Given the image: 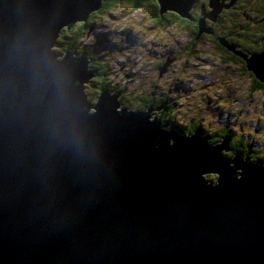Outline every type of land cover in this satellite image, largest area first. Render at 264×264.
<instances>
[{"label":"water","instance_id":"water-1","mask_svg":"<svg viewBox=\"0 0 264 264\" xmlns=\"http://www.w3.org/2000/svg\"><path fill=\"white\" fill-rule=\"evenodd\" d=\"M156 1L158 14L181 17L192 2ZM205 1L210 23L234 4ZM101 3L0 0V264H264L255 144L226 158L227 132L210 144L197 126L182 134L120 107L117 93L87 100L86 55L53 50ZM262 42L263 53H246L255 81Z\"/></svg>","mask_w":264,"mask_h":264},{"label":"rangeland","instance_id":"rangeland-1","mask_svg":"<svg viewBox=\"0 0 264 264\" xmlns=\"http://www.w3.org/2000/svg\"><path fill=\"white\" fill-rule=\"evenodd\" d=\"M186 13H188V10ZM102 15V19L92 20V26L87 30L81 42V46L86 45L91 52L90 55L93 54L96 57L95 60H92V62H97L94 65L97 66L99 63L104 62L109 69L108 76H110V79L120 81L117 85L124 82L129 89H140L139 86H141L147 89L150 94L153 91L155 96L162 95V92L168 93L170 96L171 94H178V90L174 89L172 92L170 84H155L151 88L149 86L151 79H158L157 83H159V76H154L153 65L160 62L150 49L154 47L157 52H161L162 45L165 42L160 38L152 39L149 30L147 32L138 31L139 26L136 23L142 24L143 27H148L147 24L151 25L150 19L145 16L143 10L136 9L132 11L128 8L119 7L108 14ZM200 16L198 19H200L202 26V22H206V20L200 18ZM179 38L182 39L183 35L180 34ZM62 54L60 53L58 57L62 58ZM219 55L214 46H209L208 55L200 57L204 61H199L197 58H193L191 61L183 58L174 60L170 63V66H172L170 74L174 75L176 71L183 73V65L187 76V73L191 75L193 68L199 67L207 70L203 71L202 74L192 75V78L188 76L192 81L191 90H194L200 83H203L205 74L211 72L213 75L212 83L202 87L201 97L196 104L197 108L210 118V127L227 126L228 132L236 133L242 136L245 142L248 140L255 144L251 150L252 155L264 157V89L260 87L252 88L253 81L251 77L236 70L227 73L224 77L222 69L212 67V65H222ZM179 66H182L181 70ZM231 67L236 68V65ZM130 75H133V77H129ZM123 77H126V80ZM145 79L147 83L142 85L141 82H144ZM96 80L97 78L93 79V81ZM89 83L92 85L93 82L90 81ZM186 89H188V86L185 87ZM102 90L109 91L106 87ZM181 92L183 97L191 95L189 92ZM89 93L87 91V100H90ZM112 93L116 92L113 91ZM209 93L211 94L209 95ZM219 95H222L221 104L218 103L217 99ZM133 99V103L130 102L131 100H126L128 107L132 109L135 107L140 108L137 102L141 103V101ZM159 100L162 99L159 98ZM122 101L124 100L121 98ZM180 101L185 100L182 98ZM207 102H211L216 110L214 109L208 113ZM122 105L126 106L124 102H122ZM206 179L214 184L217 175L207 174Z\"/></svg>","mask_w":264,"mask_h":264},{"label":"trees","instance_id":"trees-1","mask_svg":"<svg viewBox=\"0 0 264 264\" xmlns=\"http://www.w3.org/2000/svg\"><path fill=\"white\" fill-rule=\"evenodd\" d=\"M256 4L257 6L259 5H263L264 4V0H238V2L236 3V6H242V12L239 11V13L237 14V17H231L229 16L228 13L232 12L235 13L236 9L235 7H229V8H224L220 13H219V21H217L214 25L208 21H206V24L208 25H213L212 26V30H214V32H201L196 30L198 21H199V16L202 14L201 8L203 6V8H206L208 10L207 4L205 0H195L194 5L189 9V14L185 15V17H181L169 12H161L158 14V10H157V1L156 0H103L101 7L98 10L93 11L90 15L89 18L83 22H79L77 24H74L73 26H71L69 29L64 28L62 30V32L60 33L59 39L58 41L61 40H65L63 44H60L62 46V50L61 47L59 45V48L57 46L53 47V50H55L57 52V54L63 53L62 51L64 50V48L67 49H71V50H75V51H79L81 54H85L84 51H87V46H81V42L83 37L85 36L87 30L89 28H91L92 26V20H98V19H102L103 15L102 14H108L110 11H114L116 9H118L119 7L121 8H128V10H136V9H141L143 10V12L145 13V16L148 17L151 21V25H148V27H143L142 24L136 23L139 27L137 28L138 31L140 32H147V30H149L150 28V32H152L151 37L153 38H162L164 34H166L167 32H173L176 33L177 35L180 36L181 31L184 32L185 34H187L188 37H183V40H181L179 37L176 39H170L169 41H165V45H169L168 43H173L174 41H180V42H184L186 47L188 49H185L183 51H181L178 55L182 54L183 52L185 53H189V55H192V53L190 52L191 49H197V52H199V54H201L202 56H207L209 52H206L205 50H203V48L200 46H198L199 41L197 40V38H203L205 40H209L211 41L215 47L216 50L219 52H222L223 54H225L226 56H224V60L222 61L223 63H231L232 65H236V71L249 75L253 81L251 87L252 88H257L260 87L261 89H264V81H255V74L253 72H247L246 71V57L245 56H240L239 54L235 53L234 51H230L228 53V57H227V39L230 41H233L236 43V52L237 50L239 51H243V52H256V51H261L259 53H262L263 50V42L259 41V34L261 36V34L264 36V19L262 24L260 25V29H262L263 31L259 32V34L257 32L251 31L249 33V31L246 30V27H251L252 24L255 25L254 23H252V19L255 18V16H258L257 13H255L250 5ZM242 25V27L245 28H241L240 30H235L233 33L229 34L231 32V30L233 29L231 27V25ZM216 25V27H215ZM238 31H241V35L243 36H239L238 34H240ZM228 34V35H227ZM255 37H258L257 41L255 40ZM163 46V45H162ZM234 46V45H233ZM58 48V50H57ZM164 49V47H163ZM61 50V51H60ZM244 54V53H243ZM177 55V56H178ZM215 55V54H213ZM182 55L178 56V60H181ZM194 58V57H193ZM189 59L190 61L193 59ZM184 60H187V57H183ZM95 60V59H94ZM187 62V61H186ZM214 67V66H212ZM94 71H98L101 75H99L98 80L101 81H105L107 82V87L109 91H115V92H120V96L121 98L124 100V104L126 105L125 107H128V103H126V100H131L130 102L133 103L132 101H134L133 98L140 100L142 102V100L147 99V101L150 103L155 97L153 95H151L150 93H148L147 89L143 88V87H139L140 89H129L125 83L123 82L121 85H117V83H119L120 81H114L112 79H110L109 75V71L108 68L102 64L101 66H97L94 67ZM180 70L182 69V66H179ZM183 73L176 71V73L174 74L176 78H178V80L180 79H185L186 77H191L192 75H196V74H202L203 71H207L205 69H200L198 68H193V71L191 73V75L188 74V76L185 74L184 71V65H183V69H182ZM235 71V70H234ZM157 74V73H156ZM105 75L107 76V78L105 77ZM226 76V74L224 73V77ZM174 77V78H175ZM124 80H126V77H123ZM171 80L170 77L167 81ZM163 81V80H162ZM162 81L160 83V85L162 84ZM92 82H95L92 80ZM158 85L159 83H153V85ZM150 86V85H149ZM150 86V88L152 87ZM85 90L91 92V93H95L97 94L98 91H101V89L99 87H93L92 85H90L89 83L85 84ZM86 91V92H87ZM120 98V99H121ZM91 101H95L96 98L91 97L90 98ZM222 103V101H221ZM137 104H139L138 106H140V108L138 109H143L145 108L144 104H140L139 102H137ZM136 108V107H135ZM132 109V108H130ZM182 110L186 111V108L183 107ZM137 111V110H136ZM173 113L178 114V111L173 110ZM190 114V117L192 119H187L186 120V125L189 128V130L187 131V133H190V131L192 132L194 129V126L198 127V132H202L205 129V125L203 123V121L201 120L200 122L197 121L198 119V111L194 110L193 108H191L190 112H187ZM174 114V115H175ZM181 128V127H180ZM201 130V131H199ZM215 132H217V129H214ZM225 132V131H224ZM228 132V130H227ZM185 133V132H183ZM186 134V133H185ZM215 135V134H213ZM211 138V137H210ZM227 139L229 140L227 148L228 149H223V157H229L231 156L232 150L233 151H241L245 145V141L244 138L236 133H227ZM211 141V144H214L216 142L213 143V141H215V139L213 138L208 139ZM250 157V158H249ZM252 158V159H251ZM248 159L254 162H259V163H264V157H256V155H252V151L250 152V154L248 155ZM214 175V174H213ZM216 176V175H214Z\"/></svg>","mask_w":264,"mask_h":264},{"label":"flooded vegetation","instance_id":"flooded-vegetation-1","mask_svg":"<svg viewBox=\"0 0 264 264\" xmlns=\"http://www.w3.org/2000/svg\"><path fill=\"white\" fill-rule=\"evenodd\" d=\"M103 1V0H102ZM238 2V0H234V4L233 5H230L226 8H231V7H235L236 9V12L235 13H228L229 16L231 17H237L239 11L242 12V6L240 5L239 7L236 6V3ZM195 3V0H192L191 4L190 5H194ZM102 4V3H101ZM191 6V7H192ZM251 9L258 14V16H255V18L252 19V23H254L255 25L252 24L251 27H246V30L249 31V33L251 31H254V32H257L259 34V32L263 31L262 29H260V25L262 24L263 22V19H264V4L263 5H259L257 6L256 4L254 5L251 4L250 5ZM224 9V8H223ZM219 10V11H216L214 12V15H213V19H212V24L214 25L217 21H219V13L223 10ZM201 11H202V14H209V10H207L206 8H201ZM189 14V9H188V13H186V15ZM89 18V17H88ZM87 18V19H88ZM213 25H208L206 24V22H202V30L204 32H214V30H212V26ZM216 27V25H215ZM231 27L233 28L231 30V33H233L235 30H240L241 28H245V27H242V25H231ZM149 31H150V28H149ZM239 33L241 31H238ZM152 34V32H150V35ZM183 35V37H188L187 34H185L184 32L181 31V33ZM228 35V34H227ZM239 36L241 35L238 34ZM243 36V35H241ZM179 35L177 34H174L173 32H167L166 34L163 35V37L161 38L164 42L165 41H169L170 39H176L178 38ZM264 36L261 34H259V41L262 42V38ZM152 39H157V38H153ZM183 40V38L181 39ZM197 40L199 41L198 43V46L202 47L203 50H205L206 52H209V46H214L215 45L209 41V40H205V39H201V38H197ZM258 40V37H255V40L254 41H257ZM207 43V44H206ZM169 45H165L163 44V47L164 49L161 50V52H157L156 49L153 47L150 51L157 57L158 63L154 64L153 65V71H154V76H159V84L161 83L162 81V84L163 85H167V84H170L171 85V89H172V92L173 90H178V94H171V96L168 94V93H164L162 92V95L160 96H155L154 95V92L151 91V95H153L155 98L149 103L147 101V99L145 100H142V102L140 104H144L145 105V108L143 109H137V108H134L135 111L136 110H149V113L150 115H154V116H157V120L159 119V121H164V120H169L171 119V125H179V131L180 132H185L187 133V131L189 130V128L187 127L186 125V120L187 119H192L190 117V114L187 113V112H190L191 108H193L194 110L198 111V119L197 121H203L204 125H205V129L202 131V132H197V135L198 136H205V140H207L209 143H211L210 140L208 139H215L214 142L218 141V136L227 132V126H223V127H210L211 126V122H210V118L203 112H201L198 108H197V101L198 99L201 97V89L204 85H207V84H211L212 83V78H213V75L211 72H207L204 76V80H203V83L195 88L194 90H191V79L189 77H186L185 79H180L178 80V78L175 77V75H171L170 74V71L172 69V66H170V63H172L174 60H178V56L182 55L181 58L183 57H187V60L191 59V58H197L198 60L200 61H204V59L200 58L202 55L199 54V52H197V49H191L190 52L192 53V55H189V53H185L183 52L182 54L178 55L181 51L185 50V49H188L185 45L184 42H180L179 40L178 41H174L172 44L171 43H168ZM234 45V46H233ZM62 49V46L59 45ZM59 46H57L59 48ZM236 43L233 42V41H230L227 39V57H228V53L230 51H234L235 53L239 54L240 56H245L246 57V52H243V51H239L237 50L236 52ZM87 48V51H84L85 54H89L90 50ZM216 48V47H215ZM60 49V48H59ZM263 51V50H262ZM220 55L218 56L219 59H220V62L221 66H217V65H212L214 66L213 68H220L224 71V73L227 75V73L231 72V71H234L236 70L235 68H232V64L231 63H223L222 61L224 60V56H226L225 54H223L222 52H219L217 51ZM261 51H256V52H248V53H259ZM244 53V54H243ZM178 55V56H177ZM215 56V55H214ZM94 59V56L93 55H90L89 54V60H90V64H89V67L94 70V62H92V60ZM208 61V60H207ZM166 62V63H165ZM229 65V67H228ZM228 67V68H227ZM157 73V74H156ZM96 76L93 77L91 79V81L94 79V78H97V80L95 82L92 83V86L93 87H99L101 90L105 87H107V82L101 80L99 81L98 80V76L101 75L98 71L95 72ZM105 77L107 78V76L105 75ZM129 77H133V75H130ZM169 81H167L168 79ZM175 77V78H174ZM158 80V79H157ZM156 79H151L149 81V85L152 86L153 83H156L157 81ZM90 81V80H89ZM142 85H144L146 82V79L144 82H141ZM144 83V84H143ZM90 84V83H89ZM91 85V84H90ZM154 86V85H153ZM188 86V89L185 90V87ZM140 87V86H139ZM189 92L191 95H187V96H184L182 95V92ZM113 92V90H112ZM118 97H117V100H118V103H119V106L120 107H125L124 105H122V102H121V99H120V92H116ZM90 94V98L91 97H94L96 98L97 97V94L95 93H89ZM211 93H209L210 95ZM159 98H161L162 100L160 101ZM184 98L185 101H180V99ZM209 98H211L209 96ZM218 99V103L221 104V99H222V95H219L217 97ZM151 107V108H150ZM185 107L186 108V111L182 110V108ZM127 108V107H126ZM129 110H132L134 111V109H130L128 108ZM216 110V108L213 107V105L211 104V102H207V110H208V113L212 110ZM173 110H176L178 111V114H175L173 113ZM175 114V115H174ZM181 127V128H180ZM161 129H164V126H161ZM214 129H217V132L214 131ZM201 131V130H199ZM225 131V132H224ZM191 132V131H190ZM215 134V135H213ZM211 137V138H210ZM224 139H227V133L224 137Z\"/></svg>","mask_w":264,"mask_h":264},{"label":"clouds","instance_id":"clouds-1","mask_svg":"<svg viewBox=\"0 0 264 264\" xmlns=\"http://www.w3.org/2000/svg\"><path fill=\"white\" fill-rule=\"evenodd\" d=\"M89 49V48H88ZM151 50V49H150ZM91 52H89V54H90ZM89 54H85L86 55V59H87V62H88V67H89V64H90V60H89ZM93 55V54H92ZM94 56V55H93ZM94 59H96V57H94ZM187 61H189V60H187ZM200 61V60H199ZM95 63H97V62H94L93 64H95ZM102 64H104V62H102V63H99L97 66H101ZM105 65V64H104ZM96 65H94V67H97ZM106 66V65H105ZM107 67V66H106ZM108 68V67H107ZM90 71H92V73H93V75H92V77L91 78H89L88 79V81H87V83H89L90 81H91V79L93 78V77H95L96 76V74H95V71L94 70H92L91 68L89 69ZM108 71H109V69H108ZM91 73V74H92ZM87 80V79H86ZM90 80V81H89ZM126 108V107H125ZM128 109V108H127ZM137 111H140V110H137ZM150 115V114H149ZM159 120V119H158ZM157 120V121H158ZM161 127V126H160ZM164 130V129H163ZM178 132H180L179 130H178ZM180 133H182V134H185V133H183V132H180ZM207 141V140H206ZM208 142V141H207ZM209 143V142H208ZM216 143H218V141L216 142ZM216 143H214V144H216ZM211 144V143H210ZM239 152H241V151H239ZM248 158V157H247ZM249 160V159H248ZM257 163H259V162H257ZM260 164H264V163H260Z\"/></svg>","mask_w":264,"mask_h":264},{"label":"bare ground","instance_id":"bare-ground-1","mask_svg":"<svg viewBox=\"0 0 264 264\" xmlns=\"http://www.w3.org/2000/svg\"><path fill=\"white\" fill-rule=\"evenodd\" d=\"M210 174L218 175V174H216V173H208V175H210ZM206 176H207V174H201V175H200V178L202 177L201 179L205 180V181L208 182L210 185L215 186L216 183L212 184V183H210L209 181H207Z\"/></svg>","mask_w":264,"mask_h":264}]
</instances>
